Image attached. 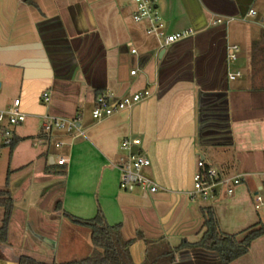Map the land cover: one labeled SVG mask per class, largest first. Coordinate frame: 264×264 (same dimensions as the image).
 Here are the masks:
<instances>
[{"label": "crops", "instance_id": "crops-1", "mask_svg": "<svg viewBox=\"0 0 264 264\" xmlns=\"http://www.w3.org/2000/svg\"><path fill=\"white\" fill-rule=\"evenodd\" d=\"M35 1L37 8L0 0V109L19 98L26 113L10 127L14 147L0 152L6 150L0 190L13 205L0 264H17L21 255L58 263L90 255V228L64 211L89 219L101 210L108 224H121L123 238L134 239L135 263L148 243L196 242L204 208L238 238L264 224V205L254 206L264 192V39L249 30L231 61L221 19L244 20L255 0H151L166 33L193 29L165 48L133 19L132 0ZM145 89L151 95L129 108L98 120L90 114L98 90L123 97ZM46 116L79 117L83 134L53 127L47 136ZM127 137L140 138L138 150L150 160L142 173L155 192L119 187L121 171L111 162L129 153L120 148ZM199 159L220 176L243 179L230 195L223 185L212 197L194 195ZM2 219L0 208V226ZM229 264H264V235Z\"/></svg>", "mask_w": 264, "mask_h": 264}, {"label": "built area", "instance_id": "built-area-1", "mask_svg": "<svg viewBox=\"0 0 264 264\" xmlns=\"http://www.w3.org/2000/svg\"><path fill=\"white\" fill-rule=\"evenodd\" d=\"M136 4V10L133 13V19L135 21H141L148 19L150 25L147 28L148 34H154L157 38L163 37V41H159L160 48L174 43L176 40L183 38L184 36L193 32V29L176 31L173 33L164 32V24L160 20L151 0H132ZM246 16H257V12L253 8H249ZM221 19H217L220 22ZM264 28V15L258 21ZM237 45H229L227 47V56L231 61L237 59ZM135 52V49H132ZM135 70L131 71L134 74ZM240 75L239 71L230 73L229 78L234 79ZM151 95L150 90L145 89L143 91L134 92L130 95L123 97H116L113 93H101L95 98V104L92 108V117L94 119H101L108 117L116 112L122 111L132 105L140 102L141 100ZM42 99L44 102H48L50 95L47 91L42 93ZM26 113L20 109V100L16 98L12 104L5 109H0V133L1 143L9 144L12 140V132L10 127L24 121ZM58 128L67 132H75L83 134L80 127L79 117L64 118V117H53L46 116V120L43 124V132L47 136L50 135L52 128ZM58 143L57 145H61ZM140 144V138H124L120 148L129 151L127 156H120L118 159L113 160L111 163L121 171V177L119 181V187L126 191H132L136 187H140L144 193L155 192L158 189L157 184L144 176L142 169L150 165L149 158L139 152H130L132 146H138ZM65 158L61 157L57 160V164L62 165L65 163ZM241 175L232 176H220L218 170L212 165L206 164L202 159H199L196 163V171L193 175V190L192 194L197 195L201 198L212 197L215 189L219 185H223L226 189L227 194H232L234 187L242 181ZM264 205V192H258L254 196V206L260 208Z\"/></svg>", "mask_w": 264, "mask_h": 264}, {"label": "trees", "instance_id": "trees-1", "mask_svg": "<svg viewBox=\"0 0 264 264\" xmlns=\"http://www.w3.org/2000/svg\"><path fill=\"white\" fill-rule=\"evenodd\" d=\"M28 6L37 8L35 0H23ZM261 39H264V28L261 30ZM257 48L263 50L261 45ZM101 94L98 90L96 96ZM16 140L12 138L9 144L0 143L1 149L8 146L10 150ZM12 199L6 190H0V208L3 209V219L0 226V241H6L8 223L12 213ZM63 214L78 225L86 226L91 230L92 252L83 259L67 262H44L31 256L21 255L17 264H172L176 260V252L191 247H201L209 251H215L223 264L232 261L248 253L252 242L264 235V224H256L246 230L242 238L237 234H227L219 229L218 221L210 208L203 209V232L196 242L183 240L178 246L172 248L166 241L159 240L148 243L146 257L140 263H135L130 255L129 246L134 239H124L121 234V224L110 225L104 214L98 210L96 215L89 219H82L67 212ZM139 236V235H138Z\"/></svg>", "mask_w": 264, "mask_h": 264}, {"label": "rangeland", "instance_id": "rangeland-1", "mask_svg": "<svg viewBox=\"0 0 264 264\" xmlns=\"http://www.w3.org/2000/svg\"><path fill=\"white\" fill-rule=\"evenodd\" d=\"M252 7L257 10V13H258L257 16H247L244 20L240 18H233L229 20L225 18H221L222 20L227 21V24H228V43L229 45H237V46L239 45L238 50H239V47L242 48L243 45H246L247 40H248L249 30L250 32L251 30L255 31L257 34L259 32L258 30H260V32L262 30V26L260 25L258 21L264 15V0H255ZM142 21L146 26L150 25L148 19H144ZM148 38L151 40H158V41L164 40V36L157 38L154 34H148ZM90 114L92 115V109L90 110ZM5 154H6V150H3L0 155V180H2V177H3V171H4L3 170L4 169L3 168L4 167L3 157Z\"/></svg>", "mask_w": 264, "mask_h": 264}, {"label": "water", "instance_id": "water-1", "mask_svg": "<svg viewBox=\"0 0 264 264\" xmlns=\"http://www.w3.org/2000/svg\"><path fill=\"white\" fill-rule=\"evenodd\" d=\"M137 151H138V147L133 146V148L131 149V152L136 153ZM191 255H193L194 258L200 255V256H204V257L209 258V259L210 258L216 259V262H214V261L210 262V261H204V260L199 261L198 260L197 263H195V264H223L222 261L220 260L219 256H218L217 252L209 251V250L203 249L201 247L185 248L183 250L178 251L177 256H178L179 261L177 260V261L173 262L172 264H193V262H192L193 260L190 257ZM187 258H189L190 260L187 262H183Z\"/></svg>", "mask_w": 264, "mask_h": 264}]
</instances>
